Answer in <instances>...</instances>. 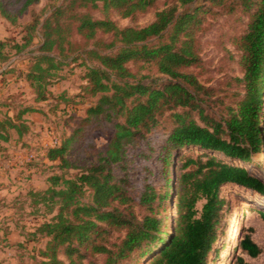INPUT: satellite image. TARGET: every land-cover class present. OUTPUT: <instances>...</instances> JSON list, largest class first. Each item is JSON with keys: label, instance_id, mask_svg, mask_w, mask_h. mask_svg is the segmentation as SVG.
Returning <instances> with one entry per match:
<instances>
[{"label": "trees", "instance_id": "obj_1", "mask_svg": "<svg viewBox=\"0 0 264 264\" xmlns=\"http://www.w3.org/2000/svg\"><path fill=\"white\" fill-rule=\"evenodd\" d=\"M236 1L230 7L240 3L250 12L244 32L233 41L241 76L224 78L222 88L203 84L192 69L201 61L196 36L201 12L207 15L211 4L226 0H172L142 28H120L109 14L134 18L156 0H49L24 26L21 41L0 43V70L9 61L6 47L31 54L24 75L36 103L52 97L48 87L56 72L78 61L86 68L84 98L96 99L81 127L48 151L49 161L79 171L52 176L51 186L37 193L53 216L36 230L48 242L42 260L33 264H66L57 254L63 247L70 264H85L88 252L102 256L105 264H209L223 218L222 188L233 185L264 196V183L236 165L250 164L264 152V0ZM8 2L0 0V15L15 26L41 0ZM97 10L103 19L92 16ZM139 61L155 66L167 82L138 79L128 65ZM216 103L224 106L223 113L204 116ZM37 111L27 108L7 117L0 129L19 130L22 136L27 127L17 122ZM169 112L176 127L155 157V135ZM92 122L111 123L113 133L94 163L78 167L67 155ZM155 159L163 165L164 195L151 181ZM173 196L175 217L160 216L156 200L163 205ZM113 232L121 238L109 245ZM237 247L252 258L262 253L250 236ZM234 264L248 263L240 257Z\"/></svg>", "mask_w": 264, "mask_h": 264}, {"label": "rangeland", "instance_id": "obj_2", "mask_svg": "<svg viewBox=\"0 0 264 264\" xmlns=\"http://www.w3.org/2000/svg\"><path fill=\"white\" fill-rule=\"evenodd\" d=\"M1 1L10 5L8 0ZM48 1L41 0L38 6L20 16L15 26L0 15V43L12 39L21 41L24 26L31 21L34 13H40L44 9ZM171 2L172 0H156L145 13H138L134 18L122 19L117 11L110 13L109 18L120 28H142L152 23L157 12L165 9ZM232 2L237 1L226 0L218 6L211 4L212 10L209 14L202 15L204 9L201 12L203 21L196 32L201 61L198 67L192 70L205 85L222 88L224 78L241 76L240 57L233 41L244 32L250 12L244 11L240 3L230 7ZM11 7L19 9L16 4ZM91 14L96 19L104 17L101 10L92 11ZM3 53L9 55V61L0 70V122L5 121L7 117H16L27 108L38 111L25 114L22 118L24 123L17 122L18 125L27 127L22 136L19 130L8 127L0 129V264H33L35 260H42L39 255L45 250L48 242L47 238L36 235V230L41 223L53 216L40 202L41 197L37 196V193L44 192L51 186L49 179L52 176L70 177L79 171V168L72 167L62 169L60 162L49 161L48 151L59 146L81 127L86 110L96 99L84 98L83 88L86 82L83 77L86 68L82 66V61H78L56 72L48 87L52 97L46 102L36 103V94L29 87L24 75L29 67L28 59L31 54L17 55L9 47H6ZM128 67L138 79L143 78L146 82L154 80L164 84L168 80L158 73L155 66L143 61L130 63ZM3 71L6 73L1 74ZM223 107L216 103L205 111L204 116H217L218 113H223ZM171 113L162 120L155 135V157H159L167 137L176 127ZM198 122L204 125V122ZM112 133L109 122L84 125L76 142L70 147L68 160L78 167L94 163L99 154L105 151ZM195 152L203 153L199 150ZM155 160V174L151 181L156 192L164 195L167 190L163 165ZM236 165L248 169L264 183V152L255 156L250 164L236 162ZM171 174L176 177L175 169ZM221 198L225 201L223 218L209 264H234L240 257L248 264H264V219L261 216L264 214V196L241 187L227 185L221 190ZM174 203V196L163 205H159L157 199L155 207L160 216L165 215L173 219L176 215ZM203 204V201L198 204L199 210ZM234 227L237 229L233 241ZM246 236H250L262 250L257 258L250 257L237 247ZM120 238L119 233L113 232L107 236L108 244L118 243ZM66 250L65 247L60 248L57 254L59 259L70 264ZM90 255L88 252V257L83 260L85 264H105L102 256Z\"/></svg>", "mask_w": 264, "mask_h": 264}, {"label": "bare ground", "instance_id": "obj_3", "mask_svg": "<svg viewBox=\"0 0 264 264\" xmlns=\"http://www.w3.org/2000/svg\"><path fill=\"white\" fill-rule=\"evenodd\" d=\"M236 227H234L233 229V233H232V240L234 241L235 235H236Z\"/></svg>", "mask_w": 264, "mask_h": 264}]
</instances>
